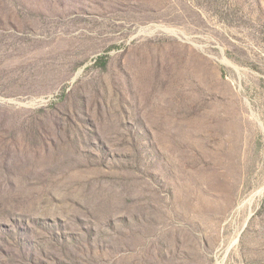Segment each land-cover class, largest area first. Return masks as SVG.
Returning <instances> with one entry per match:
<instances>
[{
	"label": "rangeland",
	"instance_id": "374dc122",
	"mask_svg": "<svg viewBox=\"0 0 264 264\" xmlns=\"http://www.w3.org/2000/svg\"><path fill=\"white\" fill-rule=\"evenodd\" d=\"M11 1L0 168L35 174L0 192V264H54L53 233L93 264H264V0ZM87 186L152 222L111 228Z\"/></svg>",
	"mask_w": 264,
	"mask_h": 264
},
{
	"label": "trees",
	"instance_id": "16d2710c",
	"mask_svg": "<svg viewBox=\"0 0 264 264\" xmlns=\"http://www.w3.org/2000/svg\"><path fill=\"white\" fill-rule=\"evenodd\" d=\"M2 1L4 2V5L6 6V8H9L10 6L13 5V1H11V0H2ZM101 61L103 64L106 63L105 59H101ZM39 112L44 113L45 110L42 109ZM59 169H60V167H58L56 169H52V168L51 169H42L41 171L43 174L55 175L59 171ZM28 174H32V175L35 174V170L33 168H31V170L26 173L20 167L12 168V167L3 166L2 168H0V179H1L0 192L1 191L3 192L4 189H5V192L6 191L12 192L13 190L18 189L19 187H23V186L17 187L16 184L10 180V177H16V179H18V180H14V181L20 183L21 181H23L24 176H27ZM36 175L41 176L40 173H37ZM19 179H21L20 182H19ZM5 186H7V187H5ZM2 187H3V189H2ZM91 190H92V186H87L85 188V193L83 194L82 197L83 198L85 197V199L88 198L90 201L98 199L99 204H104L102 207H99V210H97V212L108 216V218L106 219V222H107L108 226H111V228L115 227L118 222L122 223V224H126V223L129 224L130 222L133 221L138 225L141 223H151L152 222V220L149 216L150 212L154 209V207H153L154 205H153V202L151 200L152 198L148 199V205L142 206L138 210L137 214H132L131 216L128 215L127 218L123 217L120 219V217H118L116 219V217H114L112 215H119L121 213H125L127 211L126 210V202H125V206H121V207L119 206L118 203L116 205H113V203L109 199L111 196L110 193H107V192L106 193H100L98 191L96 192L95 190H94L95 192L91 193ZM128 191H131V190L128 188ZM4 193H2V194H4ZM127 195H129V194H127ZM127 203L129 205L127 208L128 213H130L129 210L131 209V207H134L135 201L132 198H129ZM16 206L17 205H15V208H16ZM78 208H80L82 211H84L85 214L82 216H85L87 220H85V218H76V221L82 225V227H81L82 229L84 227H88L90 232H92V231L94 232V229L96 230V228H98V226H97V223L99 222V220H97L98 218L90 213L91 210L81 208V207H78ZM92 213H95V212H92ZM9 219L13 220L12 217H9ZM58 240H59V242H58ZM71 241H72V244L67 242L66 237L60 236L58 233H57V235H54V233H53V241H51L49 248H50V250L58 248L59 250L57 251V253H60L61 256H59V258H58L56 256H53V254H52L51 255L52 260L51 259L50 260L53 261L54 264H89V263L93 264L92 261H94V260L91 259L92 243H89V241L85 242L86 248L89 250V253L86 254L84 252H81L78 249V248H80L83 250V247L79 246L77 244L78 241L75 240V237H72ZM20 242L23 244V240H21ZM18 251L20 253H22L23 249L19 248ZM65 253L66 254L68 253V255H64ZM41 254H42L43 258L49 259L43 253H41ZM79 254H82V257H80ZM0 255L3 258L7 259L10 257H14V252L12 249H5L4 248V249H0ZM24 257H25V260L22 261V263H20V264H47L42 260H36V258H35L36 255L32 251L29 252V256H28L27 260H26L27 256H24ZM62 257L67 262H64ZM115 258L117 259L118 257H115ZM113 261L114 260H112V258L111 259L109 258V262H113ZM106 262H108V261H104L101 259L100 261H95L94 264H102V263H106Z\"/></svg>",
	"mask_w": 264,
	"mask_h": 264
}]
</instances>
